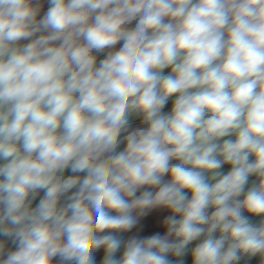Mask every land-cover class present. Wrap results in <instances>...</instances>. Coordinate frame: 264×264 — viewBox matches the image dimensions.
I'll return each instance as SVG.
<instances>
[{"label":"clouds","instance_id":"9594fccd","mask_svg":"<svg viewBox=\"0 0 264 264\" xmlns=\"http://www.w3.org/2000/svg\"><path fill=\"white\" fill-rule=\"evenodd\" d=\"M46 3L0 0V264H264V0Z\"/></svg>","mask_w":264,"mask_h":264},{"label":"trees","instance_id":"16d2710c","mask_svg":"<svg viewBox=\"0 0 264 264\" xmlns=\"http://www.w3.org/2000/svg\"><path fill=\"white\" fill-rule=\"evenodd\" d=\"M47 3H46V0H43V10L41 12V15H43V11H46L47 10ZM29 41H21V44H24V43H27ZM102 57V56H101ZM71 173L70 172H65V175H70ZM42 195V193H41ZM36 202L38 201H34L33 204H35ZM34 207V206H33ZM157 229L153 228L152 226V221L151 220H148L147 221V226L144 230V232L141 233V235H148V234H151L152 231H155ZM12 250H15V246L12 245L11 243H8L6 245V249H5V256H6V253L7 251H12ZM102 255H103V250L101 249L98 253H97V264H99V260L102 258ZM241 264H258V258H253L251 261H242Z\"/></svg>","mask_w":264,"mask_h":264},{"label":"crops","instance_id":"0c3cea01","mask_svg":"<svg viewBox=\"0 0 264 264\" xmlns=\"http://www.w3.org/2000/svg\"><path fill=\"white\" fill-rule=\"evenodd\" d=\"M119 47V46H117ZM168 70H165V72H167ZM171 107V103L168 104V106H166L165 110L168 111ZM132 125L133 127L135 126H138L139 125V120L134 118L133 121H132ZM225 172L228 171V166H225L224 169H223ZM251 179H254V178H251ZM251 179H250V182H251ZM54 264H59L58 262V259L56 261H54ZM187 264H191L190 262V257L187 258Z\"/></svg>","mask_w":264,"mask_h":264},{"label":"built area","instance_id":"2783aa9c","mask_svg":"<svg viewBox=\"0 0 264 264\" xmlns=\"http://www.w3.org/2000/svg\"><path fill=\"white\" fill-rule=\"evenodd\" d=\"M169 103H171V100L169 101ZM166 111V110H165ZM172 259H175V258H172Z\"/></svg>","mask_w":264,"mask_h":264},{"label":"water","instance_id":"95a60500","mask_svg":"<svg viewBox=\"0 0 264 264\" xmlns=\"http://www.w3.org/2000/svg\"><path fill=\"white\" fill-rule=\"evenodd\" d=\"M33 206H35V204H33Z\"/></svg>","mask_w":264,"mask_h":264},{"label":"rangeland","instance_id":"374dc122","mask_svg":"<svg viewBox=\"0 0 264 264\" xmlns=\"http://www.w3.org/2000/svg\"><path fill=\"white\" fill-rule=\"evenodd\" d=\"M102 58V57H101Z\"/></svg>","mask_w":264,"mask_h":264}]
</instances>
